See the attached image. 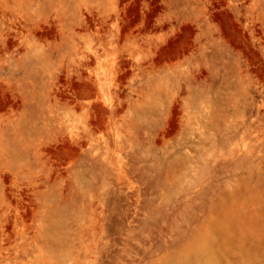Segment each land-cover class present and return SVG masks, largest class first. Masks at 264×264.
Listing matches in <instances>:
<instances>
[{"label":"rangeland","instance_id":"rangeland-1","mask_svg":"<svg viewBox=\"0 0 264 264\" xmlns=\"http://www.w3.org/2000/svg\"><path fill=\"white\" fill-rule=\"evenodd\" d=\"M0 264H264V0H0Z\"/></svg>","mask_w":264,"mask_h":264},{"label":"bare ground","instance_id":"bare-ground-1","mask_svg":"<svg viewBox=\"0 0 264 264\" xmlns=\"http://www.w3.org/2000/svg\"><path fill=\"white\" fill-rule=\"evenodd\" d=\"M96 119H97V118H96ZM89 140H90V139H89ZM79 143H80V142H79ZM79 143H78V144H79Z\"/></svg>","mask_w":264,"mask_h":264}]
</instances>
